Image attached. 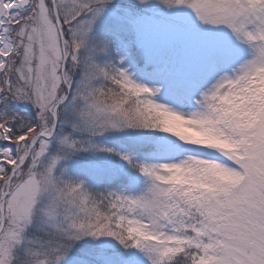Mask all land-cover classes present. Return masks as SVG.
Wrapping results in <instances>:
<instances>
[{"label":"snow or ice","instance_id":"snow-or-ice-1","mask_svg":"<svg viewBox=\"0 0 264 264\" xmlns=\"http://www.w3.org/2000/svg\"><path fill=\"white\" fill-rule=\"evenodd\" d=\"M0 264H264V0H0Z\"/></svg>","mask_w":264,"mask_h":264}]
</instances>
